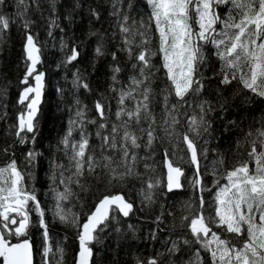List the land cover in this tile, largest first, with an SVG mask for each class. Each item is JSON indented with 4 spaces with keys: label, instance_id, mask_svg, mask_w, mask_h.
I'll use <instances>...</instances> for the list:
<instances>
[{
    "label": "snow or ice",
    "instance_id": "6c2138e0",
    "mask_svg": "<svg viewBox=\"0 0 264 264\" xmlns=\"http://www.w3.org/2000/svg\"><path fill=\"white\" fill-rule=\"evenodd\" d=\"M13 2L18 10L16 15L24 17L28 0ZM32 2L39 8L40 0ZM5 3L6 0H0V5ZM56 3L57 0H50L53 13ZM145 3L150 10L147 19L136 11L135 0L111 2L110 15L116 17L120 40L117 51L110 54L113 61H118V53L123 52L132 61L134 73L127 84L117 88L122 69L118 63L110 68V91L118 97L115 121L110 120L103 98L96 100L94 105L98 119L90 118L87 105L75 100L74 115L69 117L68 128L58 145L67 164L52 161L50 165L51 192L55 201L51 210L53 219L77 230L79 250L74 256L75 264H95L94 245L101 243L100 233L113 222L118 225L119 216L129 217L134 210L130 197L112 194L111 190L115 187L123 189L129 179H138L142 185L137 190L142 210L154 205L161 194L158 192L161 181L147 174L155 172L154 144L167 141L170 145L164 153L167 192L183 189L187 180L199 193L198 204L193 200L184 202V214L178 225L190 233L191 239L183 235L165 241L170 244L165 251H157L146 259L136 256L134 264H162L165 257L167 264H264V113L257 121L260 126L245 133V141L250 146L247 160L238 161L228 169L224 167V155L211 150L216 153V158L211 162L213 180L209 186L203 180L209 173L202 172L201 167L210 151L206 146L217 138L214 133L218 130L210 119V114L217 109L212 100L200 98L209 87L208 82L219 77V85L227 87L235 82L240 86L234 95H241V89L250 94L242 96L244 104L264 101V0H145ZM91 15L100 18L95 9L91 10ZM67 18L70 20L71 16ZM13 22L0 11V42ZM31 23L25 18L23 27L28 29ZM153 25L159 41L156 49L148 46L152 42ZM48 28L51 37L52 29L59 28L58 18H51ZM209 46L214 51H208ZM60 47L61 50L69 48L63 38ZM42 49L39 38L27 33L23 52L28 63L21 80V84L27 86L21 90L17 101L24 107L17 115V123L9 126V134H14L15 142L20 145L36 143L39 105L45 87V73L37 69L41 64ZM94 51L98 58L108 54L103 43H98ZM80 55L79 47L73 45L61 60V66L71 65ZM157 55L161 61L159 66L153 63ZM211 56L219 61L218 70L209 65ZM202 66H210L211 75L206 76L201 71ZM161 69L167 83L159 92L162 101H157L153 82ZM73 76L72 83L77 90L82 87L91 91L79 70ZM30 78L34 79V85L29 83ZM4 92L0 89V97ZM217 92L221 95L219 87ZM128 101H132V107L128 106ZM155 103L162 104L159 118ZM226 103V100L220 103L221 111L227 110ZM6 116V112L0 115V120ZM88 125L96 126L98 146L90 143ZM229 126L243 130L235 120L228 121L225 131ZM236 145L240 148L243 143L238 140ZM141 148L146 150L144 156L139 154ZM12 149L13 145H8L2 150V154L10 159L0 163V264H35L34 244L29 235L33 226L32 212L36 213L39 228L43 230L41 264H66L65 249L59 242L53 246L45 210L37 199L35 188L27 184L33 174L18 164ZM39 155L29 149L25 154V165L34 166ZM141 162L144 173L137 167ZM186 163L195 168L191 180L182 167ZM250 163L255 167L250 168ZM145 175L146 180L142 179ZM87 177L103 183L104 188L97 190L100 197L92 210L83 213L85 218L82 220L81 213L66 204L75 199L83 207L79 198L80 193L89 191ZM205 192L212 195L211 200L205 199ZM166 214L174 215L170 210ZM164 215L161 211L154 222L157 225L164 223ZM128 227L133 228L132 225ZM114 231L120 233L121 229L115 227ZM151 238H157L155 231ZM193 245L198 247L193 250ZM118 248L109 249L113 252L114 264H118ZM185 253L187 259L183 258Z\"/></svg>",
    "mask_w": 264,
    "mask_h": 264
},
{
    "label": "trees",
    "instance_id": "16d2710c",
    "mask_svg": "<svg viewBox=\"0 0 264 264\" xmlns=\"http://www.w3.org/2000/svg\"><path fill=\"white\" fill-rule=\"evenodd\" d=\"M112 0H57L56 11L53 13L50 7V0H40L39 8L37 5L28 0V11L24 17H18L17 7L13 0H6L4 5H0V11L4 12L14 22L10 24L9 29L6 30L3 41L0 42V89H4V95L0 97V115L5 112L7 116L0 120V163L6 162L10 159L9 156H4L2 150L8 145H13L12 151L15 153L18 164L26 167L27 171H31L33 178L27 181L29 187L35 188L37 199L41 203V207L45 210V218L48 222L50 233L53 237L52 243L59 242L65 249L66 264H74L75 253L79 250V243L76 238L77 230L61 224L58 220H54L52 216V209L54 207L53 194L51 192L52 175L51 162L57 161L67 164V160L62 150L58 149L60 139L65 135L68 128L69 117L74 115L75 100L79 99L82 105H87L88 116L96 118L95 101L103 98V102L108 106L109 118L115 121V112L118 108L117 95L110 91L112 81L110 79L112 72L111 66L118 63L122 71L118 74V79L121 82L116 85L117 88L128 83V78L134 73L131 68L132 61L127 59L123 52L118 53V61H113L111 52L117 51L120 36L119 29L116 27V17L110 15L112 11ZM138 11L144 14L147 19L149 9L145 0H135ZM79 3V7L75 5ZM95 9L100 13V18L91 15V10ZM125 10H127L125 8ZM22 11V9H21ZM133 12V15L136 14ZM71 16L69 20L67 17ZM31 20V25L28 29L23 27L24 19ZM51 18H58L59 28L52 29L53 35L48 36V21ZM139 18V16H137ZM63 29L61 31L60 29ZM31 33L39 38L40 44L43 45L41 64L38 65V71L45 73L44 77V93L43 100L40 104L39 111V129L37 132L36 143L31 142L20 145L15 142L14 134H9V126L17 123V115L24 106L17 103L21 90L27 85L21 84L26 71V63L24 59L23 45L27 33ZM96 33V35H92ZM115 33V36L113 35ZM151 44L149 47L158 48V35L155 33V26H152L150 33ZM61 38L68 44L69 48L61 50ZM98 43H103L106 54L102 57H96L95 48ZM78 46L81 55L78 60L67 67L61 66V60L69 49L73 46ZM208 51H214L210 48ZM207 54V53H206ZM153 63L160 65L159 55L153 58ZM209 65L219 69V61L215 56H211ZM202 66L201 71L206 75H211V67ZM79 72L86 79L90 85L91 91H87L82 87L77 90L73 86V74ZM29 83L33 85L34 79L30 78ZM167 83L164 71H159L153 82V88L157 93V101H162L159 96L160 89ZM209 87L205 90L200 98H208L213 101L216 111L210 114V119L214 121L213 127L217 129L214 135L216 139L210 140L206 146L210 151L208 158L202 161L201 171L206 172L203 180L209 186L213 180L210 174L211 162L216 158V153L211 151L215 149L225 157V168H233L238 161L247 160V153L250 151V146L245 141V133L249 129L255 130L260 125L257 121L260 120L262 113H264V101H259L252 105H247L242 102L244 93L241 89V95H234L240 88L237 83L231 86L219 85V77L208 82ZM221 95H218L217 89ZM60 90V91H58ZM250 95V94H248ZM174 101V97L172 98ZM226 100V111H221L220 103ZM27 103V102H26ZM128 106L132 107V101H128ZM161 103H155L154 109L156 113H161ZM229 120H235L241 125V128L229 126L225 131V127ZM145 127L147 124L144 125ZM88 132L91 134L90 143L93 146H98L100 141L96 138V126L88 125ZM159 134V133H158ZM31 135V134H29ZM78 138V133L75 134ZM241 141L243 146L237 148L236 142ZM170 145L167 141H157L153 146V157L155 161V172L148 173L159 178L161 181V188L158 192L161 194L157 196L156 203L150 208L143 207L140 203V198L137 195V190L142 186L138 179H129L124 188H113L112 194L122 193L130 197L134 210L129 217L119 216V224L115 222L110 224L105 232L100 233L101 243L94 245L95 264H114L113 252L109 249L118 248V264H134V258L140 256L142 259L153 255L157 251H165L170 244L165 241L178 239L183 235H187L191 239L190 233L186 229L178 227L180 217L184 214L183 204L187 200L196 201L198 204L199 193L196 192L186 180L184 188L168 193L166 189V171L164 166L165 149ZM185 147V145H182ZM62 149V146H60ZM29 149H34L40 153L34 166L25 165V154ZM141 156L145 155L146 150L141 148L138 150ZM97 155L99 149L97 148ZM152 161H149L151 163ZM138 170L144 173L143 162L138 164ZM186 177L191 180L195 172L194 166L190 164L182 165ZM254 163H250V168H254ZM147 175L142 179L146 180ZM87 183L90 188L87 193H80V201L72 200L66 204V207H72L73 211L81 213V219L85 217L83 213L89 212L94 208L95 203L100 197L98 189H103V183H97L95 178L87 177ZM226 183V181H221ZM58 183V181H57ZM146 187V185H143ZM75 189V185H73ZM79 191V189H75ZM214 191V190H213ZM206 200H211L212 195L208 192L203 194ZM163 206V208L161 207ZM172 211L173 216H168L167 211ZM165 212L163 217L164 223L157 225L154 221L156 216ZM214 214V212H213ZM33 226L29 229L31 242L34 244L35 264H41L40 253L43 250V230L39 228V218L35 212L31 214ZM177 227H173V225ZM129 225L133 228L129 229ZM115 227L121 229L120 233L114 231ZM156 232V239L151 238V233ZM198 245H193V250ZM184 259L188 258V254H184ZM167 257L162 261V264H167Z\"/></svg>",
    "mask_w": 264,
    "mask_h": 264
},
{
    "label": "water",
    "instance_id": "95a60500",
    "mask_svg": "<svg viewBox=\"0 0 264 264\" xmlns=\"http://www.w3.org/2000/svg\"><path fill=\"white\" fill-rule=\"evenodd\" d=\"M37 68H38V66H37ZM35 84V81H34V83H33V85ZM43 93H44V89H43V92H42V97H41V103H42V100H43ZM40 103V104H41ZM39 107H40V105H39ZM165 166V165H164ZM184 170V169H183ZM165 171H166V175H165V179H166V183H167V169H166V167H165ZM115 194H118V193H115ZM119 194H122V193H119Z\"/></svg>",
    "mask_w": 264,
    "mask_h": 264
}]
</instances>
